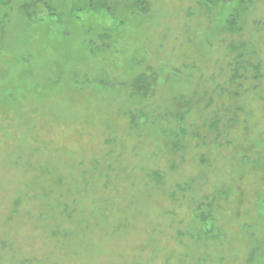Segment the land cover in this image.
<instances>
[{
	"label": "rangeland",
	"instance_id": "obj_1",
	"mask_svg": "<svg viewBox=\"0 0 264 264\" xmlns=\"http://www.w3.org/2000/svg\"><path fill=\"white\" fill-rule=\"evenodd\" d=\"M89 1L0 0V264H264V0Z\"/></svg>",
	"mask_w": 264,
	"mask_h": 264
},
{
	"label": "trees",
	"instance_id": "obj_2",
	"mask_svg": "<svg viewBox=\"0 0 264 264\" xmlns=\"http://www.w3.org/2000/svg\"><path fill=\"white\" fill-rule=\"evenodd\" d=\"M230 1H235V0H228V2H230ZM95 2H97V0H90L89 1L90 10L96 11V8H95L96 3ZM135 9H137V11H139L140 13L144 14V13H147L149 11L150 4L145 0H138L135 3Z\"/></svg>",
	"mask_w": 264,
	"mask_h": 264
}]
</instances>
